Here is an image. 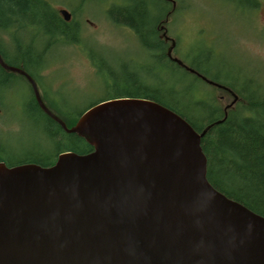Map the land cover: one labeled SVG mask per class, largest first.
<instances>
[{
	"label": "water",
	"instance_id": "water-1",
	"mask_svg": "<svg viewBox=\"0 0 264 264\" xmlns=\"http://www.w3.org/2000/svg\"><path fill=\"white\" fill-rule=\"evenodd\" d=\"M170 40L171 60L231 96L223 118L200 131L138 96L93 103L68 127L34 78L0 55L40 109L92 147L59 152L47 166L0 161V264H264V216L213 187L201 147L238 95L172 56Z\"/></svg>",
	"mask_w": 264,
	"mask_h": 264
},
{
	"label": "rangeland",
	"instance_id": "rangeland-1",
	"mask_svg": "<svg viewBox=\"0 0 264 264\" xmlns=\"http://www.w3.org/2000/svg\"><path fill=\"white\" fill-rule=\"evenodd\" d=\"M42 1L45 6L40 5L39 13L45 16H49V8L58 16H62L60 8L71 13L67 23L76 25L77 40L69 42L59 36L41 35L45 28L42 24L9 15L0 21V49L9 58L14 51L33 50L29 43L37 52L43 51L42 67L34 70L35 79L49 96L50 103L58 104L55 106L59 112H63L59 105L73 113L80 112L97 98L106 96V92L129 87L133 73L141 74L151 83L159 82V88L172 89L175 97L167 95L168 92L159 94L177 103L195 120H204L208 110L194 102L211 100L219 109L230 102V94L222 89L191 77L181 79L177 72L171 71L174 69L164 66L162 59H152L154 49L142 44L129 26L115 20L118 12L114 7L110 10L125 0ZM174 1L176 8L164 23L168 36L176 41L172 54L189 66L199 64L221 80H234L240 86L264 91V0H254L255 6L243 5L239 0ZM162 3L157 1L163 5L161 11L158 6L156 9L149 5L148 18L153 27L171 7L170 3ZM159 33L156 31V38ZM147 38L152 40L149 35ZM52 39L56 40L53 44ZM190 80L196 85L195 91L194 87H188ZM106 85L111 90L105 89ZM0 95L3 97L0 143H6L7 157L14 161L19 159L16 155L36 149L39 141H45L44 119L31 113L20 101L26 98L27 90L25 81L19 77L10 76L7 84L0 82ZM245 104L246 101L239 100L232 110H243L241 107ZM47 149L48 154L52 153L54 146L49 144Z\"/></svg>",
	"mask_w": 264,
	"mask_h": 264
},
{
	"label": "trees",
	"instance_id": "trees-1",
	"mask_svg": "<svg viewBox=\"0 0 264 264\" xmlns=\"http://www.w3.org/2000/svg\"><path fill=\"white\" fill-rule=\"evenodd\" d=\"M157 1L161 3L166 2L164 0H125L124 3L110 8L111 10L114 7L113 9L118 12L117 17H115L118 23L132 28L137 36L144 40L143 42L147 40L148 43L145 42V45H155L153 47L155 50L159 46L158 43H151L147 38L148 35H156L155 28L149 23L148 10L149 5H153L156 9L158 6L160 8L159 11H161L163 5H158ZM239 2L248 6L256 5L254 0H239ZM41 4L45 6L42 0H0V21L3 19L6 20L9 15H19L24 18L26 17L32 23L42 24L45 28L43 32H41V35H48L52 38L59 36L69 42H75L77 40V36L75 35L77 31L76 25L64 22L50 8L49 16L39 13L41 12ZM44 17H49V19L44 20ZM52 42L55 43L56 40L52 39L50 43ZM29 45H31L30 48H32L34 52L31 49H29L31 51L28 49L21 50V52L18 53L14 51L10 58L7 57L1 49L0 52L10 64L25 69L32 77L36 78V72H34V70H39L42 67H40V63L41 57L44 54L41 50L37 52L36 47L31 43H29ZM16 48H18V45ZM29 52L32 54H29ZM157 59H162L164 66L166 68L170 66L171 69H174L171 71L175 74L177 72L181 79L191 77L195 80L204 82L197 75L190 73L174 62L168 61L165 56H159ZM192 64V67L204 76L229 87L237 95L239 94L240 96L238 95V100L235 103L239 100L246 101L245 106L241 107L243 110H232V107L228 108L226 117L221 122L213 124L201 138V147L207 161L206 177L214 188L224 193L226 196L242 203L252 211L264 216V91L258 90V88L255 87L240 86V84L234 80H221L218 76L211 75L207 70L200 67L199 64ZM0 72L2 75L0 82L2 84L9 83L10 76H14V74H11V72L8 73L2 68H0ZM140 77L143 78L142 75L133 73L131 85L129 87L120 88L112 93L106 92V96L97 98L88 106L107 98L121 96L150 98L178 113L197 131L223 118V107L219 109L209 100L207 102H194L195 105L199 107L205 106L208 110V116L204 120H195L194 117L183 112L177 103L169 101L159 94L161 92H168L169 94L167 95L172 94L171 96L175 97L172 89H166L164 87L159 88V82L158 84H154L145 79L143 81ZM193 83L194 82L190 80L188 87H194L193 90L195 91L196 85L193 86ZM104 87L105 89L111 90L109 85ZM193 90H191V92ZM186 92L189 96L188 91ZM55 105L58 104L56 103ZM55 105L49 103V108L57 114L68 127L73 125L78 115L88 107L83 108L80 112L73 113L66 107L59 105V108L71 117L69 120L64 116L63 112L61 113L57 110ZM27 108L34 115L41 116L44 119L45 141H39L37 143L35 147L37 151H48L47 148L49 144L54 146L52 153H49L50 160L36 161L40 165H50L54 162L57 154L62 151L86 153L92 149V147L79 136L74 133L63 131L58 123L49 118L45 113L43 114L35 103L27 105ZM5 146L6 143L3 147H0V151L3 153L0 159L5 160L7 165L23 163L28 160L18 159L10 161L6 156L7 152L4 150L6 149Z\"/></svg>",
	"mask_w": 264,
	"mask_h": 264
},
{
	"label": "flooded vegetation",
	"instance_id": "flooded-vegetation-1",
	"mask_svg": "<svg viewBox=\"0 0 264 264\" xmlns=\"http://www.w3.org/2000/svg\"><path fill=\"white\" fill-rule=\"evenodd\" d=\"M164 1H166V3L168 4V3H170L171 4V7L169 8V10H167L166 12H165V14H164V18H162V19H160L159 21H158V23L155 25V31H160V33L157 35V37L158 38H156L155 37V35H153V36H151V38H152V40H150V42L151 43H158V48L155 50L153 47L155 46V45H150V47H149V49L151 48V49H154V51H153V53L151 54L152 56V59H157V57L159 58V56H165L166 57V59L168 60V61H170V62H174V63H176L175 61H173V60H171L170 59V57H168V55H167V53H166V51H167V47L170 45V43H171V40H170V38H172V37H169L168 36V34H167V29H166V27H164L165 28V30H166V35L169 37V39H167V40H165V38H164V36L163 35H161V32H162V29H161V24L162 23H165L167 20H168V17L174 12V10H175V8H176V4H174V6H173V4H172V0H164ZM174 1V0H173ZM175 2V1H174ZM115 3H113V5H114ZM60 9H65V8H60ZM60 9H59V11H60ZM69 14H71L67 9H65ZM62 20H63V17L62 16H59ZM71 17V16H70ZM64 22H67V21H65V20H63ZM69 21V20H68ZM132 29V28H131ZM139 38V37H138ZM140 39V41L142 42V44H145V42L146 43H148L147 42V40H145V42H143L144 40H142L141 38H139ZM173 39V41H174V46H173V48H172V51H171V55L172 56H176V55H174V54H172L173 53V50H174V48H175V45H176V41H175V39L174 38H172ZM165 44H167V46L165 47V51L163 50L164 49V46H165ZM147 46V45H146ZM0 55L2 56V58L7 62V63H9L5 58H4V56L2 55V53L0 52ZM177 57V56H176ZM10 64V63H9ZM176 65H178L177 63H176ZM179 66V65H178ZM1 68V67H0ZM183 68V67H182ZM25 70V69H24ZM26 71V70H25ZM29 75H31L28 71H26ZM8 73H10V72H8ZM11 74H14V76H16V77H19L20 79H22V80H24L25 81V87H26V90H27V96H26V98H21L20 99V101L22 102V104L23 103H25L26 105H29V104H36L37 106H38V104H37V102H36V99H35V95H34V92H33V89H32V87H31V85L26 81V79H24V77H22L21 75H19V74H16V73H11ZM192 74H194V73H192ZM141 75V74H140ZM13 76V75H12ZM34 78V77H33ZM140 78H142V77H140ZM200 78V77H199ZM144 79L145 78H142V80L144 81ZM201 79V78H200ZM34 80H35V82H36V84H37V88H38V91H39V94H40V97H41V99H42V101H43V103L46 105V106H48L49 107V103H50V98H48L49 96H46V94H45V91H44V89L40 86V84L37 82V80L34 78ZM141 80V81H142ZM202 80V79H201ZM208 84V83H207ZM212 86H214V85H212ZM2 95H0V100H2L3 99V97H1ZM139 97V96H138ZM38 108H39V106H38ZM39 110L44 114V112L39 108ZM3 145H4V143H3ZM3 145H2V143H0V147H3ZM1 149V148H0ZM18 152H22V151H18ZM2 154L3 153H1V151H0V156H2ZM6 156H7V154H6ZM16 157H19V160H24V159H28V160H26L25 162H23V163H29V162H32V163H37L36 161H48V160H50V157H49V154L47 153V151L46 150H40V151H37V150H35V149H33V150H29V151H27V152H23L22 154H20V155H16ZM0 161H3V162H5V160H2V159H0ZM6 163V162H5ZM19 164V163H18ZM37 164H39V163H37Z\"/></svg>",
	"mask_w": 264,
	"mask_h": 264
}]
</instances>
